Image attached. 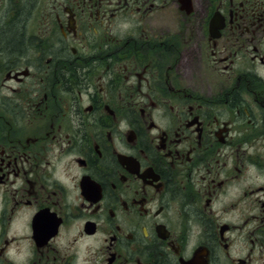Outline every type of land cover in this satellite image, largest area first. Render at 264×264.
<instances>
[{
    "label": "flooded vegetation",
    "instance_id": "af4514ba",
    "mask_svg": "<svg viewBox=\"0 0 264 264\" xmlns=\"http://www.w3.org/2000/svg\"><path fill=\"white\" fill-rule=\"evenodd\" d=\"M0 264H264V0H0Z\"/></svg>",
    "mask_w": 264,
    "mask_h": 264
},
{
    "label": "trees",
    "instance_id": "16d2710c",
    "mask_svg": "<svg viewBox=\"0 0 264 264\" xmlns=\"http://www.w3.org/2000/svg\"><path fill=\"white\" fill-rule=\"evenodd\" d=\"M20 24V23H19ZM17 24V26H20ZM21 32L19 29L11 28L9 32V36H7V40L9 44L14 45L15 47L19 48V43L21 42Z\"/></svg>",
    "mask_w": 264,
    "mask_h": 264
}]
</instances>
